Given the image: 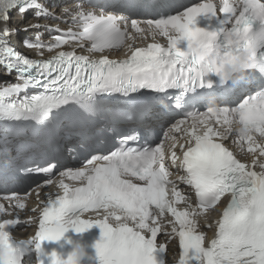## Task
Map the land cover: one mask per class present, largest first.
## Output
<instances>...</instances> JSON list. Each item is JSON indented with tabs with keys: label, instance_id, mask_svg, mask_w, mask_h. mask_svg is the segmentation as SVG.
<instances>
[{
	"label": "snow or ice",
	"instance_id": "1",
	"mask_svg": "<svg viewBox=\"0 0 264 264\" xmlns=\"http://www.w3.org/2000/svg\"><path fill=\"white\" fill-rule=\"evenodd\" d=\"M117 4L128 11L108 10ZM156 6L158 0H109L77 4L72 11L66 7L63 12L79 31L69 28L47 45L25 41L26 47L41 49V57L44 48L55 53L30 59L9 45L10 12L23 17L35 10L40 18L48 15L46 9L38 0H0V65L17 81L0 84V180L5 185L12 174L9 137L73 153L90 147L84 140L100 121L119 114L135 125V134L121 136L118 148L92 155L81 168L60 171L58 181L51 178L55 163L19 169L45 174L44 183H55L62 195L48 197L29 239L13 238L18 219L0 222V264H28L33 254L43 264L40 242L94 225L102 234L96 245L99 264H165L166 246L157 237L166 214L174 218L166 234L178 238V264H264V0H200L182 11L144 16L151 18L130 14ZM137 36L163 37L166 45L134 47ZM86 43L88 55L77 54L75 49ZM64 45L73 50L56 51ZM124 46L129 53L124 59L106 54ZM95 54L98 58H90ZM178 115L182 118L170 123L155 146H128L150 133L154 121L168 123ZM181 126L183 135H172ZM74 136L81 141L73 143ZM230 136L242 149L247 146L250 163L222 142ZM170 168L183 172L178 179L191 189L195 206L169 178ZM222 200L227 203L219 219L206 225L214 227V238L206 242L198 218ZM181 202L186 207L178 210ZM90 212L105 215L82 219ZM0 213H5L3 204Z\"/></svg>",
	"mask_w": 264,
	"mask_h": 264
},
{
	"label": "clouds",
	"instance_id": "2",
	"mask_svg": "<svg viewBox=\"0 0 264 264\" xmlns=\"http://www.w3.org/2000/svg\"><path fill=\"white\" fill-rule=\"evenodd\" d=\"M108 215H112V213H109ZM88 230L89 229H87L86 231H88ZM86 231H84V232H86ZM67 232H65V233H67ZM84 232H81V233H84ZM65 233L59 239L52 240L50 242L61 241L64 238ZM77 234H80V233H77ZM66 243H68L71 246V251L68 253L67 259H61L60 256L55 251H53L48 257V259L51 261V264H82V262L87 257V252H86L85 246L79 242H73L71 240L66 241ZM96 245H97V243L94 245V247H95L96 256L98 258Z\"/></svg>",
	"mask_w": 264,
	"mask_h": 264
},
{
	"label": "bare ground",
	"instance_id": "3",
	"mask_svg": "<svg viewBox=\"0 0 264 264\" xmlns=\"http://www.w3.org/2000/svg\"><path fill=\"white\" fill-rule=\"evenodd\" d=\"M17 28H19V25H16Z\"/></svg>",
	"mask_w": 264,
	"mask_h": 264
}]
</instances>
